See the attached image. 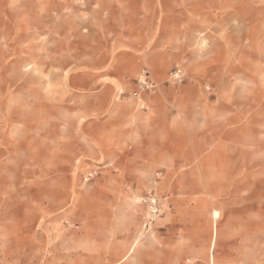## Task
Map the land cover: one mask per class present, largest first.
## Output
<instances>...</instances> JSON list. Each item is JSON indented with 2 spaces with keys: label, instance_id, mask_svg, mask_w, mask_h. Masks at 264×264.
Masks as SVG:
<instances>
[{
  "label": "rangeland",
  "instance_id": "obj_1",
  "mask_svg": "<svg viewBox=\"0 0 264 264\" xmlns=\"http://www.w3.org/2000/svg\"><path fill=\"white\" fill-rule=\"evenodd\" d=\"M53 1L0 0V264H264V0L146 3L170 64L155 93L196 97L168 132L144 114L136 147L119 84L83 113Z\"/></svg>",
  "mask_w": 264,
  "mask_h": 264
},
{
  "label": "crops",
  "instance_id": "obj_2",
  "mask_svg": "<svg viewBox=\"0 0 264 264\" xmlns=\"http://www.w3.org/2000/svg\"><path fill=\"white\" fill-rule=\"evenodd\" d=\"M155 1L84 0L86 10H81V5L75 4L76 0L53 1L58 16L69 19L68 25L62 26L58 32L79 35L74 41L75 49L79 52L66 65L71 69L68 80L75 98L84 100L80 104L83 113L102 115L111 111L116 83L121 86V101L115 107L116 121L121 128V145L125 144L126 136L133 137L129 145L136 147L141 144L137 132L142 130L143 115L151 118L152 110L159 112L154 120L156 128L168 132L174 114L168 112L169 107H180L184 101H195L196 97L195 93H177L172 101L171 93H155L156 90L141 93L140 99L132 96L137 90L136 76L139 73L149 71L158 85L157 77L166 74L170 65L165 53L154 52L158 50V45H151L159 27L157 12L152 14V11L142 9L147 6L146 3ZM116 2H121L123 9L117 10L118 7L112 4L109 10H105L107 3ZM96 6L100 8H92ZM65 7H71L76 14L64 15ZM58 24L63 25L61 21ZM160 27L163 28V25ZM127 87H131L130 92L122 95ZM110 121L108 118L107 122Z\"/></svg>",
  "mask_w": 264,
  "mask_h": 264
},
{
  "label": "built area",
  "instance_id": "obj_3",
  "mask_svg": "<svg viewBox=\"0 0 264 264\" xmlns=\"http://www.w3.org/2000/svg\"><path fill=\"white\" fill-rule=\"evenodd\" d=\"M171 79L176 82L183 81L184 75L181 70H176L172 74ZM136 83H137V90L134 91L132 95L135 99H140L141 93L153 91L157 87V84L155 83L151 74L148 71H144L137 79Z\"/></svg>",
  "mask_w": 264,
  "mask_h": 264
},
{
  "label": "bare ground",
  "instance_id": "obj_4",
  "mask_svg": "<svg viewBox=\"0 0 264 264\" xmlns=\"http://www.w3.org/2000/svg\"><path fill=\"white\" fill-rule=\"evenodd\" d=\"M215 216H216V217L218 216V212L215 213Z\"/></svg>",
  "mask_w": 264,
  "mask_h": 264
}]
</instances>
